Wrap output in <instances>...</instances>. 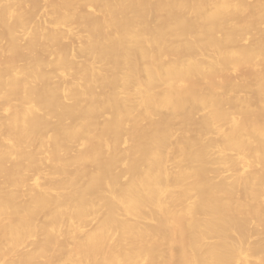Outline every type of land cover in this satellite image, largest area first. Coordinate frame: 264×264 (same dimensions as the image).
<instances>
[{
  "label": "bare ground",
  "instance_id": "obj_1",
  "mask_svg": "<svg viewBox=\"0 0 264 264\" xmlns=\"http://www.w3.org/2000/svg\"><path fill=\"white\" fill-rule=\"evenodd\" d=\"M0 264H264V0H0Z\"/></svg>",
  "mask_w": 264,
  "mask_h": 264
}]
</instances>
